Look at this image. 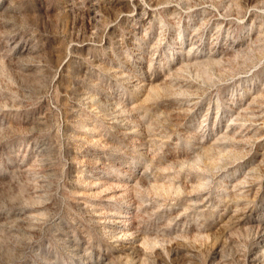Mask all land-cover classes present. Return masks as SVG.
<instances>
[{"label": "rangeland", "instance_id": "rangeland-1", "mask_svg": "<svg viewBox=\"0 0 264 264\" xmlns=\"http://www.w3.org/2000/svg\"><path fill=\"white\" fill-rule=\"evenodd\" d=\"M263 123L264 0H0V264H264Z\"/></svg>", "mask_w": 264, "mask_h": 264}, {"label": "bare ground", "instance_id": "bare-ground-1", "mask_svg": "<svg viewBox=\"0 0 264 264\" xmlns=\"http://www.w3.org/2000/svg\"><path fill=\"white\" fill-rule=\"evenodd\" d=\"M221 34H222V33H221ZM198 36H199V35H198ZM198 36H197V38H198ZM192 39H193V38H192ZM215 40H216V39H215ZM218 40H219V39H218ZM216 41H217V40H216ZM197 42H198V41H197ZM191 43H192V42H191ZM193 46H194V45H193ZM188 53H189V52H188ZM190 53H191V52H190ZM257 99H258V98H257ZM251 102H252V101H251ZM258 102H259V101H258ZM258 102H257V104H258ZM255 103H256V102H255ZM259 103H260V102H259ZM194 104H195V103H194ZM260 104H261V103H260ZM260 104H259V105H260ZM247 105H248V104H247ZM260 106H262V105H260ZM244 107H245V106H244ZM251 107H252V106H251ZM256 107H257V106H256ZM246 108H247V107H246ZM253 108H254V106H253ZM260 108H261V107H260ZM262 108H263V107H262ZM262 108H261V109H262ZM244 109H245V108H244ZM256 109H257V108H256ZM242 110H243V108H242ZM242 110H241V111H242ZM245 110H246V109H245ZM247 110H248V109H247ZM247 110H246V112H247ZM250 110H251V108H250ZM258 110H259V109H258ZM238 111H239V110H237V112H238ZM256 111H257V110H256ZM243 112H244V111H243ZM262 112H263V111H262ZM262 112H261V113H262ZM239 113H240V115H243V114H241L242 112H239ZM261 113H260V114H261ZM247 114H248V113H247ZM247 114H246L245 118L247 117ZM233 115H234V114H233ZM233 115H232V116H233ZM240 115H238V116H240ZM249 115H251V114H249ZM261 115H262V114H261ZM235 116H237V115H235ZM251 116H252V115H251ZM243 117H244V116H243ZM261 117H262V116H261ZM252 118H253V116H252ZM247 119H249V118L247 117ZM259 119H260V118H259ZM259 119H258V121H260ZM261 119H262V118H261ZM250 120L252 121V119H250ZM253 120H254V119H253ZM261 121H262V120H261ZM252 122H253V121H252ZM254 122H255V121H254ZM254 122H253V123H254ZM263 124H264V123H263ZM261 125H262V124H261ZM253 126H254V125H253ZM229 127H230V126H229ZM254 129H255V128H254ZM234 134H235V133H234ZM256 135H257V134H256ZM227 136H228V135H227ZM256 138H257V137H256ZM133 141H134V140H133ZM136 142H137V141H136ZM133 144H134V143H133ZM128 171H129V170H128ZM125 172H126V171H125ZM129 176H130V175H129ZM132 180H133V179H132ZM126 219H127V218H126ZM130 219H131V218H130ZM127 220H128V219H127ZM131 220H132V219H131ZM114 221H115V220H114ZM128 221H130V220H128ZM110 222H111V220H110ZM115 222H117V221H115ZM126 222H127V221H126ZM132 222H133V221H132ZM132 222H130V223H132ZM117 224H118V223H117ZM131 225H132V224H131ZM131 225H130V226H131ZM126 226H127V225H126ZM132 226H133V225H132ZM111 229H112V228H111ZM129 232H130V231H129ZM126 233H127V232H126Z\"/></svg>", "mask_w": 264, "mask_h": 264}]
</instances>
